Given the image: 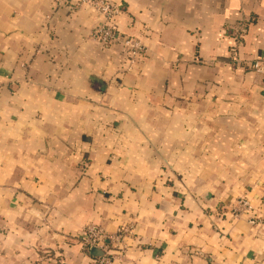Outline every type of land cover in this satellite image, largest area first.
<instances>
[{
	"label": "crops",
	"instance_id": "0c3cea01",
	"mask_svg": "<svg viewBox=\"0 0 264 264\" xmlns=\"http://www.w3.org/2000/svg\"><path fill=\"white\" fill-rule=\"evenodd\" d=\"M115 1L99 45L86 5L0 0V264H96L89 223L129 229L110 264H264L219 209L264 219V0Z\"/></svg>",
	"mask_w": 264,
	"mask_h": 264
},
{
	"label": "built area",
	"instance_id": "2783aa9c",
	"mask_svg": "<svg viewBox=\"0 0 264 264\" xmlns=\"http://www.w3.org/2000/svg\"><path fill=\"white\" fill-rule=\"evenodd\" d=\"M54 5L58 8H69L76 10L81 5H86L91 12L100 18L89 30L88 37L99 45H109L118 36V28L115 17L121 12L122 4L115 0H53ZM244 26H239L234 33L236 42L241 40ZM121 43L128 54V66H133L139 58L145 53L146 46L141 39L133 36H123ZM258 68V62L254 64ZM228 210L230 215L235 219H244L251 225L262 224L264 219L257 215L253 205L245 197H239L229 206L219 208ZM129 232L125 225H120L115 232H107L102 226L89 223L82 231L80 236V249L84 253H89L91 249L100 252L94 258L96 264H110L114 253L111 249H118L124 236ZM1 254V253H0Z\"/></svg>",
	"mask_w": 264,
	"mask_h": 264
}]
</instances>
